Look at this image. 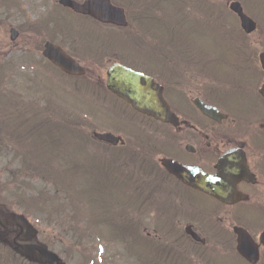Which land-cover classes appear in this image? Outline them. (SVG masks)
<instances>
[{
	"label": "rangeland",
	"instance_id": "1",
	"mask_svg": "<svg viewBox=\"0 0 264 264\" xmlns=\"http://www.w3.org/2000/svg\"><path fill=\"white\" fill-rule=\"evenodd\" d=\"M231 1L237 0H150L149 14L144 15L141 11L129 7L125 0H112L115 5L123 7L128 15L130 26L119 30L112 26L96 24L90 19H83L63 9L58 4V0H0L1 102L11 108L15 107L16 112L19 111L18 105H21L36 117H45L48 113L51 115L60 113L64 123L70 116L78 117V122L83 125L81 134H89L83 135L86 149L81 144L78 134L74 132V128L62 123L38 128L32 135L34 138H29L50 137L38 149L40 157L44 161H50L52 167L60 174L61 183L66 180L65 187L74 190L78 196L75 197L78 203L77 201L71 203V200H68L69 211H65L66 214L60 221L50 222L47 213L27 215L22 208H9L11 201L8 200L4 185L10 182L11 173L15 172L14 164L17 159L14 150L0 153V208L8 224L19 223L25 231L22 240H37L42 244L47 241L51 244L48 246L49 249L60 254L65 264H74V258L81 256L82 249L73 255L67 249L71 246L67 236L56 244L52 243L53 239L48 235L54 236V231L60 233V230L75 227L77 221L73 208L78 204L85 221L80 229L88 231L84 239L85 244L88 242L86 250L88 258H97L101 264H113L112 258H115L117 264H157L152 256L155 250L151 249V244L141 238L131 240L130 236L125 239L118 237L109 225L114 226L117 223L114 216L116 213L117 216L118 213L119 215L124 213L123 205L127 207L125 213L137 215L131 217L134 221H138L137 232L139 231L142 237H146L147 233L161 236L164 232V229L160 228L161 224L155 210L143 214L135 207L140 202L143 203L144 194L141 193L140 188L136 190L132 184L131 191L140 197L137 202V197L129 194L130 180H123L120 177L125 176L123 173L124 176L120 175L118 169L121 168L119 164L124 162L125 148L136 154L135 151L139 150L138 144L135 143L136 134L140 135L139 139L142 135L137 129L124 131H116V129L141 123L133 118L135 113L129 111L126 106L108 96L103 90H98V86L103 87L107 82V67L99 68L97 63L101 55L121 57L122 53H125L126 64H132L128 59L132 56L127 50L144 44L146 35L148 39H153L152 42L155 44L164 43L168 50L175 48L170 43H177V36L182 44L188 46L193 45L190 44L191 42L195 46L205 45L206 38L212 39L214 43L218 40H228L236 34V31H230L227 27L238 24V18L228 10ZM239 1L245 13L260 25V30L255 35L264 33V0ZM33 23L45 24L41 25L40 34L27 30ZM12 27L19 31L18 38L14 41L10 40ZM40 36L51 37L55 44H59L79 60L87 70L86 76L66 78L61 72L54 70L43 58V50H38L37 41ZM135 36H143L142 42L137 43L135 39L128 40ZM262 40L264 47V37ZM88 84H91V87L95 86L97 92L93 89L87 90ZM93 131L120 135L127 145L113 150L94 140ZM149 143L151 146V142ZM131 159L129 163L132 164V168L135 167L137 174L148 176L151 173L152 166L148 164L149 162L144 164L141 160L135 164V157L132 156ZM54 186L53 181L47 183L46 180L34 175L29 177L28 184L23 186V190L39 193L45 189L52 191L51 188ZM117 198L121 200L122 205L118 203V208L115 206L114 211L111 204L116 205L114 201ZM80 210L78 209L77 212ZM84 214H87L86 217ZM184 226L185 222L182 221L181 234ZM15 230L14 234L17 231ZM91 233H94V239L91 238ZM0 235L7 237L6 233ZM4 236L1 237L5 238ZM135 236L133 234V237ZM93 240L96 241L95 244ZM170 250L169 248L167 251ZM188 254L192 257L193 264H242L238 257L225 254L221 249L213 252L206 248L190 246Z\"/></svg>",
	"mask_w": 264,
	"mask_h": 264
},
{
	"label": "flooded vegetation",
	"instance_id": "2",
	"mask_svg": "<svg viewBox=\"0 0 264 264\" xmlns=\"http://www.w3.org/2000/svg\"><path fill=\"white\" fill-rule=\"evenodd\" d=\"M229 30L236 34L228 40L206 38L205 45L191 42L182 51L179 44L173 52L146 35L147 44L128 53L132 64H126L125 53L101 55L97 64L109 68L122 63L163 88V99L175 115L172 122L143 115L118 98L141 124L116 131L139 129L141 140L156 145V163L162 167L161 160L170 158L192 167L194 181L203 183L189 186L171 175L170 188L150 190L168 196L166 205L173 207L171 217L178 226L184 221L205 238L204 245L192 240L200 247L224 250L242 264H264V33L245 35L240 23ZM16 228L18 223L8 230ZM239 233L245 235L247 249L257 252V262L239 253Z\"/></svg>",
	"mask_w": 264,
	"mask_h": 264
},
{
	"label": "trees",
	"instance_id": "3",
	"mask_svg": "<svg viewBox=\"0 0 264 264\" xmlns=\"http://www.w3.org/2000/svg\"><path fill=\"white\" fill-rule=\"evenodd\" d=\"M125 3H127L129 7H132L135 10H139V12L141 11L145 14H147L151 5L150 0H125ZM41 25L45 24L33 23L32 25H30V27L27 28V30L35 34H40L42 31ZM48 39H51V37L40 36V38H38V50L41 51L43 43H45V41ZM51 66L54 67L53 65ZM86 88L87 90L93 89V91H96L95 86L91 87V84L86 85ZM98 90H100V88H98ZM18 106L19 111L16 112L15 107L11 108L7 105H4L0 100V153L3 151L10 152L14 150L13 153L15 154L14 156L17 159L16 163L14 164L15 172L11 173L10 182L4 185L5 192L8 193V200L11 201V205L9 208H22L27 215H31V213L32 215H42L44 213H47L49 215L48 219H50V222L53 220L60 221L62 220L63 215L66 214L65 211H69L67 209L68 200H71V203H74L77 201V198L75 197L78 196H76L74 190L71 191L72 189L65 187L66 180L62 181L61 183L60 174L56 172V168L52 167L50 161H44L40 157L38 149L45 142H47L50 137L38 139L29 138H34L32 135L38 128L41 129L47 125L52 126L62 123L66 126L71 125V127L74 128V132L78 134L81 144L84 145L86 149L87 145H85L84 143L83 135L89 134H81L83 125L78 122V117L75 118L73 116H70L69 120L64 123V120L61 117L60 113H52L54 115L48 113L45 117H36L35 115L29 113V109H25L21 105ZM126 155L128 158H131L132 156L136 157V154L131 151H128ZM139 157L146 158V156L142 155V153L141 155L138 153L137 158ZM126 164L127 163H125V165ZM154 174L155 178L153 181L158 183L159 186H165L164 182L166 179H169V177L166 174H163L159 169H154ZM34 175L46 180L47 183H51V181H53L55 186L51 188L52 191L45 189V191L37 193L36 191L28 192L23 190V186L28 184L29 177H33ZM150 177L151 176H148L146 178L142 177V179H140V183H144L146 189L152 186V183H150L152 179H150ZM121 179L123 178L121 177ZM149 199L152 200L153 203L158 204L160 206V202L157 197H149ZM8 200L7 202H10ZM111 208L114 211L116 210L115 205L112 206L111 204ZM122 208H124V213H121L120 215L118 213V216L116 213L114 216V219L117 220V223H115L114 226L113 224L109 225L115 230V233H117L116 236L122 237L124 239L129 236L132 238H137L139 236L137 232L138 222L133 220V216L131 214L125 213L127 207H124L122 205ZM78 209H81L79 208L78 204L74 205L73 210H75V218L77 221L75 227H71L70 229L64 231L60 230V233L54 231V236L48 235V237L53 239L52 243L58 244L64 239L65 236H67L68 242L71 243V246L67 249L69 252L73 253V255L76 251L82 249L80 251L81 256L74 258V264H101L99 259L87 257L88 254H86V250L88 242L85 244L84 239L88 231H85V229H80L82 227V223H85V221L82 218V210L77 212ZM86 215L87 214H84L85 217ZM111 219L114 220L113 217H111ZM118 228H124L125 230H117ZM133 234H135L136 236L133 237ZM90 235L91 238L94 239V233H91ZM95 242L96 241L93 240V244H95ZM44 244H46L47 246L51 245L47 241ZM177 244L181 248L184 247L188 249V241L186 239L182 240L181 238H179ZM166 249L169 248L165 246L164 248L156 247L154 249L155 252L152 256L154 257V260L157 261V264H179L181 262L184 263L185 261L188 264H193L190 258L187 256L186 249H181L182 254L180 252H176L178 255H172L174 251L173 249L170 250V253H168ZM114 260L115 258L111 259L113 264H117V262H115ZM0 264L42 263L34 260L32 261L26 256L21 255L19 250L14 249L12 246L10 247L6 242V239L0 237Z\"/></svg>",
	"mask_w": 264,
	"mask_h": 264
},
{
	"label": "water",
	"instance_id": "4",
	"mask_svg": "<svg viewBox=\"0 0 264 264\" xmlns=\"http://www.w3.org/2000/svg\"><path fill=\"white\" fill-rule=\"evenodd\" d=\"M59 4L72 9L75 13L84 16H91L95 20L104 24L110 23L117 26H128L124 9L112 4L111 0H86L82 3L76 0H59ZM230 8L238 13L242 22V27L248 34L255 31L256 22L244 13V9H242L240 2L237 1L232 3ZM18 35L19 32L12 28L11 41L15 40ZM43 56L67 75L79 76L86 73V70H84L75 59L66 53L64 49L50 41L45 43ZM107 74L109 79L107 84L108 90L115 93L122 100L127 101L133 108L141 113H146L147 115L165 123L171 121V117L174 115L169 109L167 102L162 98V88H157V84H155L151 78L120 64L112 65ZM262 94L264 95V87L262 88ZM203 108L204 111L207 112V108ZM94 136L99 141H104L112 145H118L119 143L124 144L120 137L109 133L101 134L95 132ZM163 163L168 172L177 175L186 184L196 185L192 182L194 179H192V176L194 175L193 173H190L191 170L189 168L182 167L169 159L163 160ZM188 233L197 240H201L194 231ZM14 245L20 247L17 243H14ZM240 246L241 253L247 258H251L252 256L250 254L252 251L249 248L246 249L243 245ZM22 249L24 254L31 258L40 259L42 256L47 262L63 264L60 262L59 256L51 252L45 246L22 244Z\"/></svg>",
	"mask_w": 264,
	"mask_h": 264
}]
</instances>
